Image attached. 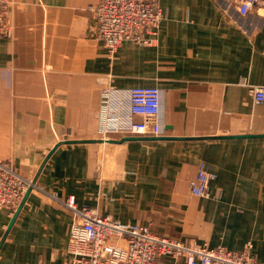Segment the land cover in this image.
Segmentation results:
<instances>
[{
  "label": "crops",
  "instance_id": "1",
  "mask_svg": "<svg viewBox=\"0 0 264 264\" xmlns=\"http://www.w3.org/2000/svg\"><path fill=\"white\" fill-rule=\"evenodd\" d=\"M100 1L8 0L0 160L104 216L187 245L251 244L264 264V107L243 86H264V0L246 16L238 0H158L155 43L125 42L114 55L97 35ZM107 87L119 101L111 125L127 120L130 89L158 88L162 135L97 139ZM200 164L216 175L207 198L190 187ZM14 215L0 211V264H65L66 209L32 192L10 228Z\"/></svg>",
  "mask_w": 264,
  "mask_h": 264
},
{
  "label": "built area",
  "instance_id": "2",
  "mask_svg": "<svg viewBox=\"0 0 264 264\" xmlns=\"http://www.w3.org/2000/svg\"><path fill=\"white\" fill-rule=\"evenodd\" d=\"M259 0H238L239 12L246 16ZM8 0H0V37L10 38L7 23ZM97 35L110 55L125 43L153 45L165 18L158 0H101L93 9ZM253 103L264 107V86L243 84ZM107 87L102 91L101 124L98 138L109 140V134L126 132L132 136L162 135L160 111L162 93L156 87H135L129 90L127 120L111 125L107 112L115 99ZM140 119L139 121L136 120ZM125 130V131H122ZM216 178L204 164L198 167L191 191L198 197L209 196V184ZM48 196L72 216L65 264H155L160 257L181 258L186 264H261L251 255V244L240 252L224 247L187 245L181 241L158 235L150 225L126 224L104 216L98 208L79 206L74 196L59 197L40 187L30 177L22 175L11 161L0 160V211L12 217L27 193ZM5 226L0 224V230Z\"/></svg>",
  "mask_w": 264,
  "mask_h": 264
},
{
  "label": "water",
  "instance_id": "3",
  "mask_svg": "<svg viewBox=\"0 0 264 264\" xmlns=\"http://www.w3.org/2000/svg\"><path fill=\"white\" fill-rule=\"evenodd\" d=\"M29 195H30V192L27 193V195L25 196L24 200L22 201V204L20 205L19 209L16 211V213H15L13 219H12V223H11V225H10V228H11L12 224L14 223L15 219L17 218V216H18V214H19V212H20V210H21V208H22L24 202L26 201V198H27Z\"/></svg>",
  "mask_w": 264,
  "mask_h": 264
}]
</instances>
